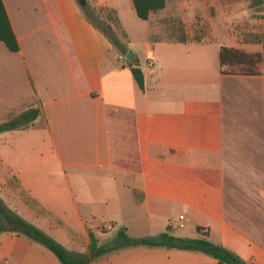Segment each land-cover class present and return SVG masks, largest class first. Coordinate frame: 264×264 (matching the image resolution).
<instances>
[{"label":"crops","instance_id":"0c3cea01","mask_svg":"<svg viewBox=\"0 0 264 264\" xmlns=\"http://www.w3.org/2000/svg\"><path fill=\"white\" fill-rule=\"evenodd\" d=\"M90 2L134 10L132 0ZM194 2L166 0L143 21L144 55L133 52L141 90L123 23L125 55L78 0H3L20 50L0 42V125L32 109L40 116L0 133V198L68 251L89 255L91 234L105 246L122 228L132 238L169 229L264 264V69L252 57L220 59L226 48L260 60L263 46L237 37V0H203L210 31L201 39L188 32L180 43L155 26L173 17L188 28ZM201 254L134 246L90 264H217ZM0 264L62 263L26 235L3 233Z\"/></svg>","mask_w":264,"mask_h":264},{"label":"trees","instance_id":"16d2710c","mask_svg":"<svg viewBox=\"0 0 264 264\" xmlns=\"http://www.w3.org/2000/svg\"><path fill=\"white\" fill-rule=\"evenodd\" d=\"M134 10L137 17L142 21H148L152 14L158 13L166 8V0H132ZM84 14L90 22L100 29L112 42L114 47L120 52L127 53V50L121 46L119 39L116 37L111 27H107V31L102 30L96 21L93 19L91 10L88 7H83ZM173 33H179L175 40L180 43H186L188 38L184 28H173ZM247 41V40H246ZM0 42L4 43L8 50L12 53L19 52V43L12 28L3 0H0ZM249 42V41H248ZM263 46V54L261 60L264 67V31L260 36L252 41ZM248 56L243 52L222 48L220 53L221 65H227L248 59ZM133 77L141 90L145 89V78L138 62L135 60L129 62ZM40 116L38 109H32L22 114L19 118L12 119L0 125V133L13 130L20 127H27L31 122L35 121ZM199 234L201 230H197ZM3 233L23 234L29 237L34 242L43 245L52 251L62 264H90L93 258L102 256L112 251H117L127 247L148 246V247H166L169 249H177L183 251H196L211 256L217 260V264H246L237 255L228 251L221 245H216L208 241L207 238L191 239L180 238L171 234V230H167L158 237L151 238H132L128 235L127 229L122 228L118 231L116 238L111 244L100 246L98 241L91 234L90 254H82L70 252L61 244L55 241L52 237L35 227L33 224L24 220L14 211H12L5 202L0 198V235ZM208 234H205L207 237Z\"/></svg>","mask_w":264,"mask_h":264},{"label":"rangeland","instance_id":"374dc122","mask_svg":"<svg viewBox=\"0 0 264 264\" xmlns=\"http://www.w3.org/2000/svg\"><path fill=\"white\" fill-rule=\"evenodd\" d=\"M86 4L92 15H94L93 19L99 25V27L107 31V27L110 26L112 31H114L116 37L119 39L121 46L128 51L127 45V37L126 33L123 29L122 23L126 28L130 30L131 40L129 43H141L142 42V28H144L143 21L139 20L136 16V13L133 9H130L127 6H121L119 11H115L112 8L103 5H96L95 3H91L90 0ZM237 13L236 19L234 20V24L238 28L237 37L239 39H243L244 41H255L257 36H260L264 31V0H237ZM85 7V6H84ZM193 10L196 12L194 13L195 18L191 20L192 15H190V21H188V28L186 24H183L182 19L180 18H173L169 17L170 19L160 20L159 17H155L154 20L157 23L155 26L161 27L164 32L163 34L165 37L172 38L175 40L176 36L179 33H173V28H184L186 33L192 34L194 39H201L209 34L210 31V24L209 20L205 18L204 14V3L203 0H195L192 4ZM172 8H174V3L172 2ZM211 10V17H215L216 9L213 7ZM171 12V11H170ZM169 12V13H170ZM172 14V12L170 13ZM218 22H223L218 21ZM136 48V49H135ZM138 54L144 55V50L141 47L135 46L134 48L131 47V50ZM117 50V49H116ZM118 51V50H117ZM119 52V51H118ZM122 55H125L123 52H119ZM127 55V54H126ZM246 60V58H243ZM250 63L252 62L253 66L255 67L256 64H260L263 69V63L260 60H256L253 58ZM257 68V67H256ZM251 70L254 69L253 67L250 68ZM248 70L246 66H237L233 68L232 71L234 72H242ZM189 233L188 230H181V233ZM112 238L111 235H108L104 238L103 241H107L108 239ZM202 257L206 258L207 260H214L211 256L201 254Z\"/></svg>","mask_w":264,"mask_h":264},{"label":"water","instance_id":"95a60500","mask_svg":"<svg viewBox=\"0 0 264 264\" xmlns=\"http://www.w3.org/2000/svg\"><path fill=\"white\" fill-rule=\"evenodd\" d=\"M78 3L80 4V6L84 7L86 6V0H78ZM134 58V53L132 50H129V52L126 55V59L129 61H132Z\"/></svg>","mask_w":264,"mask_h":264},{"label":"built area","instance_id":"2783aa9c","mask_svg":"<svg viewBox=\"0 0 264 264\" xmlns=\"http://www.w3.org/2000/svg\"><path fill=\"white\" fill-rule=\"evenodd\" d=\"M153 62V58H150V65ZM179 225L177 226L178 228H184L185 227V223H186V218L185 216H180L179 217Z\"/></svg>","mask_w":264,"mask_h":264}]
</instances>
